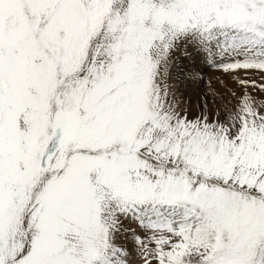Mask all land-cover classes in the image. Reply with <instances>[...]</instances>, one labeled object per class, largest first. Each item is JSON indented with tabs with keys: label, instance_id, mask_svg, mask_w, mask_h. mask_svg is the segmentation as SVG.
I'll list each match as a JSON object with an SVG mask.
<instances>
[{
	"label": "snow or ice",
	"instance_id": "obj_1",
	"mask_svg": "<svg viewBox=\"0 0 264 264\" xmlns=\"http://www.w3.org/2000/svg\"><path fill=\"white\" fill-rule=\"evenodd\" d=\"M0 264H264V0H0Z\"/></svg>",
	"mask_w": 264,
	"mask_h": 264
},
{
	"label": "bare ground",
	"instance_id": "obj_2",
	"mask_svg": "<svg viewBox=\"0 0 264 264\" xmlns=\"http://www.w3.org/2000/svg\"><path fill=\"white\" fill-rule=\"evenodd\" d=\"M190 47V46H189ZM188 52L191 53L190 56H186V58H183L180 61V65L181 67H178V71L176 70V67L174 66V73L173 75L177 78V80L180 82L181 88L183 89L184 93L188 94L191 96V98L193 99V102H191V107L196 106L195 103H197V101H199V96L201 94H203L206 90L204 89V76L203 79L201 81H199L198 83H193L189 80H185L184 79V74L186 72H188L189 70H198L200 71V73H211L212 70L210 69H206L204 67V65L200 62L198 56L195 54V50L191 47L188 49ZM176 56V55H175ZM185 57V56H184ZM178 63V62H177ZM176 70V72H175ZM217 73V72H216ZM218 74V73H217ZM254 75V74H253ZM214 76L207 78V83L209 85V83H211V87L213 88L214 86L217 87V83H215ZM217 77V76H216ZM219 79V77H218ZM221 79V78H220ZM209 81V82H208ZM232 86V85H231ZM219 88V87H217ZM219 90V89H218ZM240 92V91H239ZM190 98V99H191ZM192 107V108H193ZM190 109V115L193 113L194 115L196 114V110L194 109ZM211 110V109H210ZM223 118V117H222ZM122 239V238H121ZM128 240V239H127ZM123 243V242H122ZM124 244V243H123ZM128 245V244H127ZM130 246H132V244H130Z\"/></svg>",
	"mask_w": 264,
	"mask_h": 264
},
{
	"label": "rangeland",
	"instance_id": "obj_3",
	"mask_svg": "<svg viewBox=\"0 0 264 264\" xmlns=\"http://www.w3.org/2000/svg\"><path fill=\"white\" fill-rule=\"evenodd\" d=\"M189 48H191V46L189 47ZM188 48V49H189ZM176 55V56H175ZM175 55H174V61H175V64H174V66L176 67V70L178 71V67H181V65H180V61L183 59V58H186V56L183 54V52L182 51H177L176 53H175ZM185 56V57H184ZM180 60V61H179ZM178 62V63H177ZM204 67L206 68V69H209L207 66H205L204 65ZM176 70H175V72H176ZM211 70V69H210ZM217 71H213L212 70V72L209 74V73H202L201 75H202V77L204 76V79L206 78H209V77H212V76H214L213 77V79H214V81H215V83H217V80H219L220 78L221 79H223V80H226V81H228V83H229V87L230 88H234L235 90H236V92H237V95H239L240 93H241V91H242V89L238 86V85H236V84H234V83H232L231 82V80H230V78L228 77V76H225L222 72H217ZM173 73H174V67H173ZM217 76V77H216ZM218 77H219V79H218ZM253 78L257 81V83H261L262 81H261V78H260V76L259 75H256V74H254L253 75ZM205 79V81H204V89L205 90H207V88H208V83H207V80ZM174 82H178V86L176 87V88H174V91H175V93H176V95H177V97L181 100V101H188V103L189 104H191V102H193V99L191 98V96L190 95H188L187 93L185 94L184 93V91H183V89L181 88V85H180V82L177 80V81H174ZM209 82V81H208ZM232 85V86H231ZM217 87H219V85H218V83H217ZM217 87H213L214 89H216L217 91H219V92H223V89L222 88H217ZM219 89V90H218ZM250 91H251V89H249ZM240 91V92H239ZM255 95H257V96H260L261 94L260 93H258V92H255L254 93ZM191 98V99H190ZM233 103H235V100H233L232 101ZM198 103H199V101H197V103H195V105L196 106H192L191 108L194 110H196V113L198 112V108H197V105H198ZM190 108V109H191ZM212 108V105H211V103L209 104V110ZM194 114L192 113L191 115H190V117L191 116H193ZM223 117V114H221V119H223L222 118ZM130 227H134V225H129ZM141 235H143V233H141ZM122 238V239H121ZM120 238V240H119V243H121V244H123L124 243V245H126V247L129 249V251H131L132 250V248H133V244H132V242L130 241V240H127L125 237H121ZM123 242V243H122ZM128 244V245H127ZM130 244H132V246H130Z\"/></svg>",
	"mask_w": 264,
	"mask_h": 264
}]
</instances>
